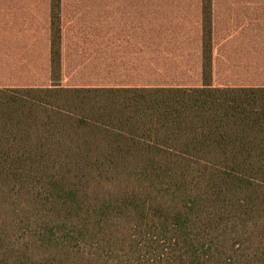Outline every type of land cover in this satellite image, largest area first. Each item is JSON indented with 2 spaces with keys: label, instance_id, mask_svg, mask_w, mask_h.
Returning a JSON list of instances; mask_svg holds the SVG:
<instances>
[{
  "label": "trees",
  "instance_id": "trees-1",
  "mask_svg": "<svg viewBox=\"0 0 264 264\" xmlns=\"http://www.w3.org/2000/svg\"><path fill=\"white\" fill-rule=\"evenodd\" d=\"M47 2V68L0 79V264H264V0Z\"/></svg>",
  "mask_w": 264,
  "mask_h": 264
},
{
  "label": "crops",
  "instance_id": "crops-1",
  "mask_svg": "<svg viewBox=\"0 0 264 264\" xmlns=\"http://www.w3.org/2000/svg\"><path fill=\"white\" fill-rule=\"evenodd\" d=\"M15 9L25 14L14 15ZM35 9L44 11L45 17L35 18L33 15ZM47 14V0H0V79L23 78L12 73L27 71V66L33 65L35 61L47 68L49 62ZM4 51L11 53L3 54ZM14 51H19V57L25 58L24 63L9 65V62H3V57L12 55ZM29 69L33 70V66Z\"/></svg>",
  "mask_w": 264,
  "mask_h": 264
},
{
  "label": "rangeland",
  "instance_id": "rangeland-1",
  "mask_svg": "<svg viewBox=\"0 0 264 264\" xmlns=\"http://www.w3.org/2000/svg\"><path fill=\"white\" fill-rule=\"evenodd\" d=\"M27 82V81H26Z\"/></svg>",
  "mask_w": 264,
  "mask_h": 264
}]
</instances>
